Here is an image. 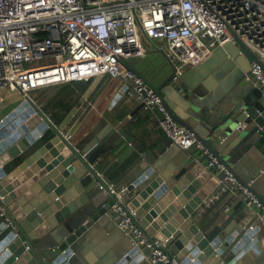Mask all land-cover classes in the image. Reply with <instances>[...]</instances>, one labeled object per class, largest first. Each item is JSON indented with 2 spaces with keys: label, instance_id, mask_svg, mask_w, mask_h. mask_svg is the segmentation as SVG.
Here are the masks:
<instances>
[{
  "label": "water",
  "instance_id": "1",
  "mask_svg": "<svg viewBox=\"0 0 264 264\" xmlns=\"http://www.w3.org/2000/svg\"><path fill=\"white\" fill-rule=\"evenodd\" d=\"M237 44L216 50L237 63L243 76L248 75L251 63L260 61L241 41ZM175 76L174 67L162 85L152 86L169 114L193 130L212 156L264 204V155L256 154V145L264 137L263 90L245 83L225 96L217 86L202 84L188 96H180L173 85ZM219 97L224 102H217ZM49 129L54 138L38 142ZM118 131L130 142L126 133ZM114 135L113 130L102 137L109 138L103 143L111 142L107 148L117 142L112 141ZM91 142H72L30 99L0 121V197L6 213V218H0V264H149V250L133 245L128 236L130 245L121 249L104 252L93 246L94 232L106 218L118 222L111 209L118 197L111 192L110 177L121 156L103 167L108 156L97 154L100 144ZM31 151L14 168V160ZM186 155V172L180 179L142 157L148 167L141 165V177L120 194L127 208L136 211L147 241L164 243L163 250L182 264H203L211 257L212 264H264V214L257 210H251L256 213L250 226L239 227L236 219L214 235L231 208L210 231L199 229L193 214L215 190L211 181L222 189L224 184L218 182H224L226 175L217 167L206 168L208 155ZM204 185L208 187L203 189ZM225 186L231 188L233 183L227 181ZM241 202H245L244 194L237 204ZM176 208L174 222L166 224Z\"/></svg>",
  "mask_w": 264,
  "mask_h": 264
},
{
  "label": "built area",
  "instance_id": "2",
  "mask_svg": "<svg viewBox=\"0 0 264 264\" xmlns=\"http://www.w3.org/2000/svg\"><path fill=\"white\" fill-rule=\"evenodd\" d=\"M143 38L161 45L175 67L174 80L185 67L206 60L213 49L238 46L239 40L260 61L251 63L246 79L264 92V0H0V90L32 100L33 91L101 74L121 80L128 98H139L144 112L161 115L159 124L171 145L208 155L206 168L225 172L221 183L231 181L234 196L244 194L246 208L264 214V204L212 156L193 130L174 120L152 85L125 64L127 57L143 55ZM26 62L36 65L26 69ZM110 189L118 197L111 208L117 226L133 245L149 250L148 263L182 264L163 250L164 243L147 241L136 211L120 196L124 190L114 185ZM226 191L222 187L207 205ZM3 199L0 218H6Z\"/></svg>",
  "mask_w": 264,
  "mask_h": 264
},
{
  "label": "crops",
  "instance_id": "3",
  "mask_svg": "<svg viewBox=\"0 0 264 264\" xmlns=\"http://www.w3.org/2000/svg\"><path fill=\"white\" fill-rule=\"evenodd\" d=\"M141 46L143 55H131L124 62L153 87H159L171 76L174 65L166 58L158 42L143 38ZM236 64L231 59L228 60L224 52L217 51L215 48L203 62L185 67L182 76L178 80H174V88L179 91L180 96H188L191 89L205 84L209 88L217 86L216 88L220 89V94L226 96L231 89L240 84L250 85L246 79L247 75L243 76ZM126 91L127 87L124 82L101 74L88 81H73L36 90L30 94V97L65 136L71 135L72 142L99 143L96 153L108 156L103 167L121 156L119 166L113 169L110 177L116 190H125L141 177L143 174L141 165L147 166L141 159L142 157L160 166L166 175L180 179L186 172L184 169L187 163L186 153L192 157L203 154L195 149L184 151L178 146L171 145L159 124L161 115L157 112H144L141 100L136 97L128 98ZM220 99L221 97L216 99L217 102H224ZM26 100L19 92L8 89L0 90V121L13 113ZM117 129L126 133L130 142H127ZM113 130L115 135L112 141L116 139L117 142L116 145L112 144L113 147L110 149L107 148L111 144L110 141L103 143L109 138L102 139V137ZM98 132L101 133L100 136H96ZM54 136L53 131L49 129L38 142L49 141ZM124 145H126L125 148L116 155L115 153ZM256 147V154L264 155V137ZM32 154L33 151L16 158L14 168ZM219 184L221 182H218ZM223 184L227 191L221 194L219 200H215L208 206L207 203H211V200L221 192V189L214 185V181H211L212 187L216 186L215 190L203 200V203L193 214L194 222L201 231H210L227 213L225 211L227 206L229 210L231 208L234 210L214 229V235L222 232L236 219L240 220L239 227L250 226L254 219L255 211H249L245 202L237 204L240 197L234 196L235 187L229 188L225 186V183ZM206 187L208 185H204L203 189ZM172 204L174 203L166 204V210L169 211ZM178 208L175 213L171 214V217H168L166 224L174 222L175 214L180 209ZM166 210L159 213L158 218H162ZM243 212L246 213L244 218ZM106 219V222L94 232L93 246H99L104 252L129 246L130 242L124 232L109 218ZM166 224L158 231L160 232ZM213 261L214 258L211 257L206 259L203 264H212Z\"/></svg>",
  "mask_w": 264,
  "mask_h": 264
},
{
  "label": "rangeland",
  "instance_id": "4",
  "mask_svg": "<svg viewBox=\"0 0 264 264\" xmlns=\"http://www.w3.org/2000/svg\"><path fill=\"white\" fill-rule=\"evenodd\" d=\"M38 63H40V64H43V63H45V61H40V62H38ZM36 65V63H28V62H26V63H24V67L27 69V68H30L31 66H35ZM250 84H251V82H249Z\"/></svg>",
  "mask_w": 264,
  "mask_h": 264
}]
</instances>
